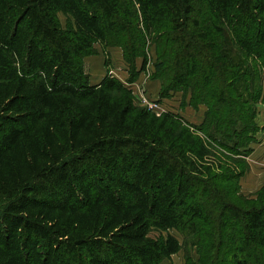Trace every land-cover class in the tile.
<instances>
[{
	"label": "trees",
	"instance_id": "obj_1",
	"mask_svg": "<svg viewBox=\"0 0 264 264\" xmlns=\"http://www.w3.org/2000/svg\"><path fill=\"white\" fill-rule=\"evenodd\" d=\"M109 47L130 81L153 47L159 97L189 91L202 122L137 105ZM261 70L264 0H0V264H164L183 247L264 264V195L239 185Z\"/></svg>",
	"mask_w": 264,
	"mask_h": 264
},
{
	"label": "rangeland",
	"instance_id": "obj_2",
	"mask_svg": "<svg viewBox=\"0 0 264 264\" xmlns=\"http://www.w3.org/2000/svg\"><path fill=\"white\" fill-rule=\"evenodd\" d=\"M60 20L62 22V24L64 25L65 24V18L60 15ZM110 48V47H109ZM108 50V49H107ZM109 51V50H108ZM115 55V54H114ZM148 55H150L149 57V62L147 63L146 67H145V70L139 72L138 75H145L148 79H154L152 77V74H153V70H154V66H153V63H154V60H155V53H154V48L151 47L150 50H149V53ZM98 56H101L103 57L104 54L102 53L100 47H97L96 48V53L93 54L92 56H90V58L92 59H97ZM113 63H111V68L110 70L108 71L112 76L116 77L119 81L123 82V84L130 88L129 87V84H131L135 90H132V94L134 96V100H135V103L141 107H144V105H140V102L139 100L135 97L134 95V92H136L137 94V97L141 98V97H145L148 101H154V103H157V108H156V111H163L162 109H164V111H173L174 113H178L180 116L183 117V119L189 123V124H192V125H199L200 123H195L194 122V118L193 116H196V112L193 111L194 109H197L198 106L200 105H203L205 106V110H206V105L204 104H200V105H197L196 107H193L190 102H189V98H190V92L187 91V90H179V91H176V92H172L170 94L169 97L167 98H160L159 97V94H155L153 95L152 91H149V93L142 87L141 84H138L136 85L135 81L137 80L138 76L136 77L135 80L133 81H130L128 80V77H129V74L131 72V68L128 67L125 63H124V66L123 64L121 63V66L119 64L120 60L118 62H116V60H113ZM140 60L138 59L137 60V64H136V69H140L139 68V62ZM125 65L128 67V68H125ZM105 67V65H104ZM123 67V70L125 68L126 70V75H125V72H121L122 68ZM106 68V67H105ZM106 72H107V68H106ZM125 75V76H124ZM259 75H260V78H259V85L261 86V96L259 98V100L257 101L256 105H255V126H256V131H253L252 134H251V139H250V143L248 144V149L247 148H244V149H247L246 150V153L241 155L240 156V159L242 160V162L247 166V170L246 172L243 174L242 177L245 176L246 173L249 172V156L251 154V151H252V146L253 144H259L260 142H262V139L264 138V126H259V122L257 121V119H260L261 118V112H262V107H264V70H261L259 72ZM159 81V80H158ZM160 82V81H159ZM163 99H166V100H163ZM165 104H163V103ZM193 109V110H192ZM198 110V109H197ZM198 112V111H197ZM205 112V111H204ZM203 117H204V113H203ZM203 120V119H202ZM264 140V139H263ZM226 155V157L228 158H235L237 156H233L232 154L228 153V152H225L224 153ZM241 179V178H240ZM240 179H239V185H240ZM262 187H260L255 193L253 194H244L241 190V187H240V194L242 196H244L247 200L249 199H256L257 197H260V195H264L262 192V189H264V186L263 188L261 189ZM264 197V196H263ZM171 234H173L175 237H177L179 239L180 242H182L183 240V236L182 234H180L179 232L175 231V230H172L170 231ZM151 235L154 236V235H157V231L156 230H152L151 231ZM197 258H198V255L196 253V249L195 248H192V247H183L182 249H180L176 254L172 255L171 259L170 260H165L164 261V264H196L197 262Z\"/></svg>",
	"mask_w": 264,
	"mask_h": 264
},
{
	"label": "crops",
	"instance_id": "obj_3",
	"mask_svg": "<svg viewBox=\"0 0 264 264\" xmlns=\"http://www.w3.org/2000/svg\"><path fill=\"white\" fill-rule=\"evenodd\" d=\"M100 47L99 45H96V48ZM101 49V48H100ZM110 53V62L113 63V60H116V62H119L120 66L121 63L124 66V61L122 58V52L117 47H110L108 48ZM102 51V50H101ZM115 54V55H114ZM92 56V55H90ZM90 56H86L84 58V70L89 76V81L91 84L98 83L107 73L106 68L104 67V56H98V58L92 59ZM140 62V61H139ZM140 64V63H139ZM125 68L127 66L125 65ZM123 70V67L121 72H125L126 70ZM124 75V76H125ZM123 83V82H122ZM136 85L141 84L142 87L149 93V91H152L153 95L159 94L160 91V82L157 79H148L145 75H138L137 80L135 81ZM166 100V99H163ZM163 103V102H162ZM165 104V103H163ZM198 109V110H197ZM197 109H192L196 112V116H193L195 123H200L203 119V113L205 111V106L200 105ZM261 112V118L257 119L259 122V126H264V107H262ZM198 111V112H197ZM173 112V111H172ZM264 139V138H263ZM262 139V142L259 144H253L252 151L249 158V172L245 174L244 177H241L240 179V187L244 194H253L255 193L260 187L264 186V140Z\"/></svg>",
	"mask_w": 264,
	"mask_h": 264
},
{
	"label": "built area",
	"instance_id": "obj_4",
	"mask_svg": "<svg viewBox=\"0 0 264 264\" xmlns=\"http://www.w3.org/2000/svg\"><path fill=\"white\" fill-rule=\"evenodd\" d=\"M129 87H130V89L135 90L134 87L131 84H129ZM134 95L139 100L140 105H144L145 108L151 110L156 115H160L163 112H167V111H164V109H162L163 110L162 112L161 111H156V108H157V105H158L157 103H154V101H152V100L148 101L145 97H141V98L137 97L136 92H134Z\"/></svg>",
	"mask_w": 264,
	"mask_h": 264
}]
</instances>
